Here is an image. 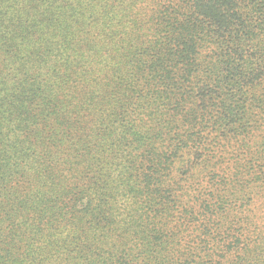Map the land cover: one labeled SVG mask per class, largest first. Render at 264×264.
<instances>
[{"label": "trees", "instance_id": "16d2710c", "mask_svg": "<svg viewBox=\"0 0 264 264\" xmlns=\"http://www.w3.org/2000/svg\"><path fill=\"white\" fill-rule=\"evenodd\" d=\"M0 264H264V0H0Z\"/></svg>", "mask_w": 264, "mask_h": 264}]
</instances>
